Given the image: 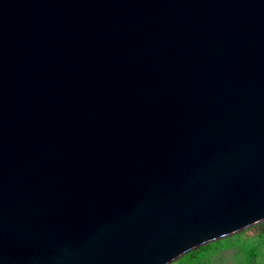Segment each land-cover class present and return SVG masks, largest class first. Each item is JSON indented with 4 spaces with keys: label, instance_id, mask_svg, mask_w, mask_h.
<instances>
[{
    "label": "water",
    "instance_id": "1",
    "mask_svg": "<svg viewBox=\"0 0 264 264\" xmlns=\"http://www.w3.org/2000/svg\"><path fill=\"white\" fill-rule=\"evenodd\" d=\"M264 222V0H0V264H169Z\"/></svg>",
    "mask_w": 264,
    "mask_h": 264
},
{
    "label": "rangeland",
    "instance_id": "2",
    "mask_svg": "<svg viewBox=\"0 0 264 264\" xmlns=\"http://www.w3.org/2000/svg\"><path fill=\"white\" fill-rule=\"evenodd\" d=\"M169 264H264V222L210 242Z\"/></svg>",
    "mask_w": 264,
    "mask_h": 264
},
{
    "label": "trees",
    "instance_id": "3",
    "mask_svg": "<svg viewBox=\"0 0 264 264\" xmlns=\"http://www.w3.org/2000/svg\"><path fill=\"white\" fill-rule=\"evenodd\" d=\"M201 247H203V246H201ZM201 247H199V248H201ZM196 249H198V248H196ZM196 249H194V250L190 251V253H191V252H194Z\"/></svg>",
    "mask_w": 264,
    "mask_h": 264
}]
</instances>
